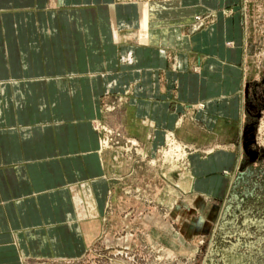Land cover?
<instances>
[{
	"label": "crops",
	"instance_id": "obj_1",
	"mask_svg": "<svg viewBox=\"0 0 264 264\" xmlns=\"http://www.w3.org/2000/svg\"><path fill=\"white\" fill-rule=\"evenodd\" d=\"M153 18L120 0H0V264L81 258L122 187L162 180L192 208L224 196L245 56L211 36L208 50L193 39V56L168 55ZM110 131L151 161L102 150ZM167 131L193 150L186 172L151 163Z\"/></svg>",
	"mask_w": 264,
	"mask_h": 264
},
{
	"label": "rangeland",
	"instance_id": "obj_2",
	"mask_svg": "<svg viewBox=\"0 0 264 264\" xmlns=\"http://www.w3.org/2000/svg\"><path fill=\"white\" fill-rule=\"evenodd\" d=\"M120 1L150 5L152 22L167 23L151 32L153 39L167 40L168 55L193 56L188 53L193 39H200L202 50H208L211 36L217 43L231 40L228 47L233 60L245 56L241 124L233 143L240 161L232 172L224 173L228 179L224 196L197 208L162 180L145 184L139 192L122 187L118 195H112L103 231L85 255L27 264H264V0ZM224 20L231 22V31L223 30ZM211 49L217 56L225 54V47ZM193 54L194 58L203 56ZM205 106L199 103L191 109ZM109 133L114 141L109 147L101 143L102 150L121 148L130 156L134 152L137 161H151L142 159L143 150L135 140L118 131ZM192 151L174 132L167 131L165 143L151 163L186 172Z\"/></svg>",
	"mask_w": 264,
	"mask_h": 264
},
{
	"label": "built area",
	"instance_id": "obj_3",
	"mask_svg": "<svg viewBox=\"0 0 264 264\" xmlns=\"http://www.w3.org/2000/svg\"><path fill=\"white\" fill-rule=\"evenodd\" d=\"M116 137V134H115V136H114V138ZM117 137H119L118 135H117ZM113 134L112 133H109V136L106 138V140H103L102 141V143L104 144V145H108L107 147H109L110 146V141L112 142V141H114L113 139ZM167 141V140H166ZM129 143L132 145V147H134V146H136L132 141H129ZM107 147H105V148H107Z\"/></svg>",
	"mask_w": 264,
	"mask_h": 264
},
{
	"label": "bare ground",
	"instance_id": "obj_4",
	"mask_svg": "<svg viewBox=\"0 0 264 264\" xmlns=\"http://www.w3.org/2000/svg\"><path fill=\"white\" fill-rule=\"evenodd\" d=\"M176 155V157H178L179 156V154H175Z\"/></svg>",
	"mask_w": 264,
	"mask_h": 264
}]
</instances>
